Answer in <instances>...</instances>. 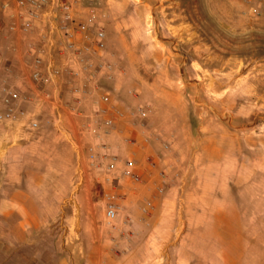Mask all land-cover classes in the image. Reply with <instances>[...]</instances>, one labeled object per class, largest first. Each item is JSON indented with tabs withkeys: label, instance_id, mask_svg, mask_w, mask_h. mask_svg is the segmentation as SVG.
Instances as JSON below:
<instances>
[{
	"label": "rangeland",
	"instance_id": "1",
	"mask_svg": "<svg viewBox=\"0 0 264 264\" xmlns=\"http://www.w3.org/2000/svg\"><path fill=\"white\" fill-rule=\"evenodd\" d=\"M72 2L105 31L114 78L92 82L121 111L114 144L104 137L120 161L89 166L97 137L66 138L50 115L34 131L0 123V264H264V2ZM8 35L0 28V78ZM129 157L138 182L118 177ZM106 193L126 194L112 220Z\"/></svg>",
	"mask_w": 264,
	"mask_h": 264
},
{
	"label": "built area",
	"instance_id": "2",
	"mask_svg": "<svg viewBox=\"0 0 264 264\" xmlns=\"http://www.w3.org/2000/svg\"><path fill=\"white\" fill-rule=\"evenodd\" d=\"M240 1L247 5L254 3L260 5L264 2L263 0ZM72 5L73 2L70 0H0V28L5 29L7 33L27 34L33 27H38V44L30 49V52H35L30 77L33 85L41 92L37 97H28L17 93L11 86H3L4 106L0 107V123L20 120L23 121L26 129L37 130L40 126L37 113L22 108L21 102L46 100L53 109L51 121L61 132L64 130L58 111L61 104L58 95L61 74L73 75L78 71L90 80L97 81L96 78L101 77L112 78L114 66L112 61L105 57L106 35L103 27L96 23L93 13L83 20L72 18ZM254 13L264 15L258 7L254 8ZM58 58L61 59L60 63ZM48 85L53 87L57 95L56 99L50 97L44 88ZM108 99V91H101L97 102L106 103ZM64 105L72 114H82L86 117L80 124L81 131H86L98 139L96 147L99 153L93 151V146L89 147V166L105 173L114 171L120 159L110 153V145L104 137L110 135L116 128L121 111L113 104H102L95 112L85 115L74 104ZM139 113L145 115L142 109H139ZM143 140L146 142L148 138L145 137ZM164 146L167 147L166 144ZM148 165L151 169L158 167L154 159L149 160ZM158 173L162 177L161 182H164L165 172L159 170ZM118 177H126L134 182L141 180V173L133 158L129 157L122 161ZM162 191V183L154 187L153 195L141 206L143 212L150 211L155 196ZM125 198V193L105 194L104 215L108 220L118 215Z\"/></svg>",
	"mask_w": 264,
	"mask_h": 264
},
{
	"label": "crops",
	"instance_id": "3",
	"mask_svg": "<svg viewBox=\"0 0 264 264\" xmlns=\"http://www.w3.org/2000/svg\"><path fill=\"white\" fill-rule=\"evenodd\" d=\"M72 1V0H71ZM72 18L76 20H83L85 17H81L77 11L72 13ZM7 39V59L3 61L2 75L0 78V83L3 86H11L13 87L17 93L26 95L28 97H37L41 92L36 89L33 85L30 74L32 70V59L35 56V52H30V49L38 44V27L35 26L32 30L27 34H19V33H10ZM58 63H60L61 59L58 58ZM63 74V73H62ZM61 74V75H62ZM65 74V75H64ZM63 76L60 77L59 84V101L61 102L60 108L58 109L59 114L63 120V125L67 124V128L69 126V131L64 130L60 133L68 138H71V134L77 137L79 136L81 129L79 127V121H83L86 119L82 114L74 115L72 114L68 108L64 105L65 102L62 100L61 90L63 87H72V92L70 94V98H72V104H76L79 107L84 109V114L89 115L95 112L99 106L113 104L114 105V97L109 94V99L106 103L97 102L98 94L101 91H104L101 85L96 86L95 82L87 79V77L81 73L76 72L73 75H67L64 73ZM114 78V77H112ZM111 78V79H112ZM95 86V88H93ZM85 87V89H84ZM46 91L49 93L50 97L56 99L57 95L55 94L53 87L45 86ZM83 89V91H82ZM87 90V91H86ZM90 91V92H89ZM88 92V93H86ZM109 92V91H108ZM4 92L0 90V104L4 106L3 102ZM22 108L27 111H32L37 113L39 120L48 115L51 116L53 113V109L50 107L49 101L46 100H29L25 102H21ZM77 106V107H78ZM122 124V122H121ZM54 126V125H53ZM56 127V126H55ZM6 137V133L0 134V152H6V150L10 146H6V141L4 142V138ZM80 138V137H79ZM111 144H114V135H109L108 139ZM17 142H14L15 144ZM11 144V145H13ZM110 150L114 151V145ZM120 150V149H119ZM19 182V181H18ZM21 183V182H20Z\"/></svg>",
	"mask_w": 264,
	"mask_h": 264
}]
</instances>
